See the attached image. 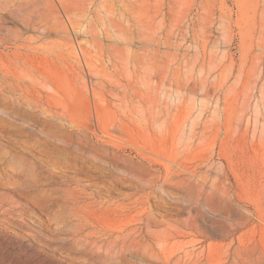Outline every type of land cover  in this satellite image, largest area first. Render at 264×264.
<instances>
[{
    "label": "rangeland",
    "instance_id": "rangeland-1",
    "mask_svg": "<svg viewBox=\"0 0 264 264\" xmlns=\"http://www.w3.org/2000/svg\"><path fill=\"white\" fill-rule=\"evenodd\" d=\"M70 2L68 21L57 0L51 35L44 36L39 29L24 34L39 47L53 41L59 49L67 40L68 67L57 60L55 76L45 78L47 63L34 61L31 54L27 58L23 49L0 48L1 69L26 82L22 90L3 92L19 99L15 105L22 111L27 102L42 99L46 106L67 112L73 124L98 119L115 126L121 154L138 161L134 147L139 145L148 151L155 169L167 168L166 158L180 156L178 161L184 162L190 155L197 163H223L227 167L222 180L230 201L216 199L214 211L206 209V215L219 221L215 226L212 221L203 222L202 228L222 234L226 225L244 220L247 224L234 234L232 250L239 248V235L244 233L248 251H264V0ZM7 26L21 30L19 24ZM33 74L39 75V81ZM28 113L34 115L29 109ZM35 115L61 121L56 116ZM194 126L197 138L204 127L206 136H212L217 126L228 130L221 132L214 145L197 144L198 140L193 145L187 136ZM24 128L30 131L27 125ZM92 130L94 126L87 128L88 137ZM225 135L228 138L222 139ZM0 149L22 151L2 131ZM24 156L31 162L43 159L32 150ZM80 177L69 169L57 173L55 180L73 185ZM10 190L0 183V199L13 197L22 207L23 219L22 226L0 222V264H85L57 250L51 244L54 231L45 213L24 207L28 200ZM130 192L122 184L104 192L103 200L117 202ZM154 203L148 206L157 221L175 217ZM221 240L214 236L208 242L220 244ZM24 253L35 263L26 260Z\"/></svg>",
    "mask_w": 264,
    "mask_h": 264
},
{
    "label": "bare ground",
    "instance_id": "bare-ground-1",
    "mask_svg": "<svg viewBox=\"0 0 264 264\" xmlns=\"http://www.w3.org/2000/svg\"><path fill=\"white\" fill-rule=\"evenodd\" d=\"M70 1L59 0L68 21ZM58 8L57 0H0V48L23 49L27 58L47 63L49 73L45 78L49 79L57 60L68 67L69 42L65 40L59 49L53 41L43 47L33 46L24 34L39 29L42 35H51ZM8 23L19 24L21 30L10 28ZM32 78L39 81V75L33 74ZM24 82L0 67V114L9 119L0 117V131L22 149H0V183L8 185L10 192L19 191L28 200L24 207L34 206L45 213L47 225L54 231L51 244L57 250L85 264H264V251H248L244 233L239 235V248L232 250L233 236L245 227L246 221L226 225L222 234L202 228L203 222L212 221L215 226L219 221L206 215V209L214 211L216 199L230 201L229 189L222 180L227 166L222 162L221 166L197 163L191 155L179 162V156L166 158L167 168L159 170L150 162L148 151L139 145L134 149L140 160L125 158L117 128L107 122L97 119L86 125L73 124L67 112L46 106L42 99L27 102L29 106L22 111L15 105L17 98L3 91L22 90ZM28 109L32 117L27 115ZM37 113L56 116L61 121L41 119ZM91 126L94 130L88 137L87 128ZM196 129L194 126L187 136L188 144L198 140L197 144L209 141L214 145L228 127L217 126L212 136L205 135L204 127L198 138ZM31 150L39 152L43 159H26L24 153ZM69 169L81 176L73 185L55 180L57 173ZM122 184L130 187L128 195L117 202L103 200L104 192ZM12 198L0 199V222L22 226V207ZM150 201L175 217L157 221L150 212ZM214 236L222 239L220 244L208 242ZM24 258L34 262L30 255Z\"/></svg>",
    "mask_w": 264,
    "mask_h": 264
}]
</instances>
